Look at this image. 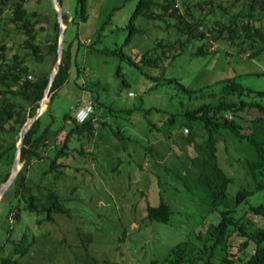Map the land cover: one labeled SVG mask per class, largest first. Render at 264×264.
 I'll use <instances>...</instances> for the list:
<instances>
[{"label":"rangeland","instance_id":"rangeland-1","mask_svg":"<svg viewBox=\"0 0 264 264\" xmlns=\"http://www.w3.org/2000/svg\"><path fill=\"white\" fill-rule=\"evenodd\" d=\"M186 1L198 14L197 7L192 5L196 0ZM137 2L86 0V17L80 19L75 14L77 0H61V9L69 15L66 23L63 22L65 27L67 25L65 44L71 41V50L77 54L71 60L68 80L55 93L40 120L42 124L53 120L57 126L64 112H74L78 105L90 101L95 107L91 121L95 132L89 139L75 132L71 135V149L63 158L64 171L54 178L66 211L55 213L54 220L44 221L41 229L34 224L36 214L24 208L21 219H13L10 208L18 200L11 186L4 191L0 197V256L10 251L13 241L25 227H29V236L35 235L36 240L29 252L17 257L18 264H150L153 259L157 260L154 264H168L164 258L169 248L178 242L186 246L185 259L173 264H221L224 256L233 257L232 264H243L254 250L253 240L245 247L240 246L246 236L234 233L227 248L217 244L214 254H209L213 238L208 225L219 220L218 209L209 211L206 203L186 190L181 174L187 163L186 154L194 153V148L178 146L166 137L167 127L163 122L170 110L180 108L181 101L189 100L187 95L178 90L176 82L160 83L147 90L154 80L140 68L87 47L109 16L97 46L122 48L126 56L136 58L152 48L156 40L176 37L174 25L167 24L173 23L174 17L150 18L137 14L133 23L139 30L125 41L130 31L127 23ZM176 3L182 11L181 0ZM25 6L28 11L35 10L32 17L44 25L39 30L44 51L42 66L44 70H52L54 54L47 51V42L53 37L51 23L57 17L52 0H25ZM8 13L7 9L0 16V40L7 45L5 54L10 56L18 50L24 54L32 72L41 63L30 61L32 59L21 46L25 35L8 19ZM214 13L220 17L218 11ZM71 17L76 18L70 21ZM197 43L199 40L190 42L171 62H165L167 77H177L186 86L197 88L237 74L244 85L264 89V73H258L264 71V52L251 58L247 51L239 52L236 45L210 38V51L199 55L194 53ZM150 72L156 74L159 70L150 69ZM123 77L129 86L120 85ZM129 91L135 94L130 96ZM261 100L264 103V97ZM128 108L131 110H126ZM70 123L67 121L66 129ZM117 128L126 137L117 138L114 133ZM220 131L226 135L220 133L217 154L223 168L233 176L227 186L232 202L238 189H253L257 183L234 158L252 157L255 151L228 130ZM19 164L21 166L22 162ZM161 199L168 201L175 211L168 222L150 220L146 216L147 206L157 205ZM260 201H264V188L254 190L242 201L236 214ZM248 215L255 223L264 222V216L253 212ZM199 232L201 237L196 238ZM204 246L208 248L203 249Z\"/></svg>","mask_w":264,"mask_h":264},{"label":"trees","instance_id":"trees-1","mask_svg":"<svg viewBox=\"0 0 264 264\" xmlns=\"http://www.w3.org/2000/svg\"><path fill=\"white\" fill-rule=\"evenodd\" d=\"M227 1L196 0L192 5L197 7L199 11L197 14L186 0H181L184 6L182 11L179 10L176 0H138L127 23L130 31L125 41L133 32L139 30L133 23V18L137 14L150 18L174 17L173 23H167L174 25L177 31L173 40L158 39L152 48L140 53L136 58L126 56L122 48L98 47L97 43L101 40L109 16L97 29L95 38L87 47L95 48L103 54L116 57L120 62L125 60L140 68L148 78L154 80L147 90L155 88L160 83L176 82L178 90L187 95L189 100L181 101L180 108L170 110L163 122L167 127L166 137L171 138L178 146L194 148V153L187 152V163L184 173L181 174L186 190L206 203L209 211L218 209L219 220L208 225L210 237L213 238L209 254H214V246L217 244L223 249L227 248L230 237L234 233H239L246 236L240 246H247L250 240L256 244L243 264H264V222L255 223L248 218V212L264 216V201L249 204L243 213L236 214V208L242 201L254 190L264 188V103L261 100V97H264V89L244 85L237 74L222 77L214 84L197 88L186 86L177 77L165 75V62H171L194 40H199L194 49V53L199 55L210 51L208 46L210 38L236 45L239 52L247 51L251 58L258 57L264 52V0ZM58 2L61 5V0ZM236 6L238 8L232 10ZM7 9L8 19L25 35L21 46L32 59L30 61L40 62L41 66L31 72L24 54L15 50L7 56L6 42L0 40V183L10 174L20 129L26 117L36 112L51 71V68L44 70L42 66L44 51L39 40V30L43 29L44 25L38 24V20L32 17V14L36 13L35 10L28 11L25 0H0V16ZM215 11L220 13V17L216 16ZM75 14L78 18L85 19L86 0H77ZM68 17L69 15L62 10L63 22L66 23ZM75 18L71 17L69 20L74 21ZM51 27L53 37L47 42V51L52 52L56 60L59 35L57 17L52 21ZM66 28L67 25L64 33ZM65 43L64 37L62 58L48 91L51 101L68 80L71 60L73 57L76 58L77 54V51L73 53L71 50V41ZM80 44L81 42L78 43L76 50ZM75 63L79 70L80 66L76 60ZM150 69H158L159 72L154 74ZM119 70L120 64L117 67V71ZM215 84H218V87L215 88ZM120 85L129 86L125 77L122 78ZM76 110L64 112L62 121L57 126H54L53 120L42 124L40 114L26 130L19 156L22 165L9 185L18 200L10 208L15 221L21 219V209L24 208L36 214L34 224L41 229L44 221L54 220L55 213L66 211L56 190L54 178L64 171L66 162L63 158L68 156L71 149V135L75 132L79 137L89 139L95 132L91 122L94 112L85 121L78 122L75 117ZM228 113L231 116H228ZM69 120L72 123L66 129ZM184 127L188 128L187 132L183 131ZM221 129L228 130L240 141H246L255 151L252 157L234 158L243 164L246 174L257 183L253 189L244 187L238 189L232 202L227 194V186L233 180V176L223 168L221 158L217 154V142L220 140V133H223ZM62 132L63 135L60 136ZM114 133L119 139L126 137L120 128L114 130ZM198 136H201L200 139ZM174 213L172 205L161 199L157 205L147 206L146 216L150 220L168 222ZM28 229L29 227H25L19 232L10 251L0 256V264H18L17 257L29 252L36 236H29ZM199 237L201 232L196 235V238ZM206 248L208 247H203ZM185 253V244L178 242L169 248L164 262L173 264L182 261L185 259ZM155 261L157 260L153 259L150 264H154ZM233 261V257L224 256L221 264H232Z\"/></svg>","mask_w":264,"mask_h":264},{"label":"water","instance_id":"water-1","mask_svg":"<svg viewBox=\"0 0 264 264\" xmlns=\"http://www.w3.org/2000/svg\"><path fill=\"white\" fill-rule=\"evenodd\" d=\"M53 7L57 13V20L59 22V35H58V47H57V58L55 60L54 66L52 70L49 73V78H48V83L46 85V88L44 90V95L42 99L40 100V104L36 109V112L34 115L26 117L25 119V124L21 127L20 132H19V138L16 143V152L13 158V163L11 166L10 174L8 175L7 179L4 180L3 182L0 183V197L4 193V191L9 187V185L12 183L14 180L19 168L21 167L19 164V156H20V149L21 145L23 142L24 134L26 130L29 128L31 123L47 108L51 101V96L50 93H48L49 88L55 78V75L58 71L59 64L62 58V53H63V45H64V29H65V24L63 23V18H62V9L61 5L59 4L58 0H52ZM44 98H46V101L44 104H42Z\"/></svg>","mask_w":264,"mask_h":264},{"label":"built area","instance_id":"built-area-1","mask_svg":"<svg viewBox=\"0 0 264 264\" xmlns=\"http://www.w3.org/2000/svg\"><path fill=\"white\" fill-rule=\"evenodd\" d=\"M29 77L31 76L30 74L28 75ZM128 94L130 96H133L135 94L134 91H129ZM95 107L94 104L90 101L88 102H84L82 105H80L78 107V109L75 112V117L77 119V121L79 122H83L85 121L87 118H89L91 116V114L94 112ZM228 116H231V114H227ZM188 128L184 127L183 131L187 132Z\"/></svg>","mask_w":264,"mask_h":264},{"label":"bare ground","instance_id":"bare-ground-1","mask_svg":"<svg viewBox=\"0 0 264 264\" xmlns=\"http://www.w3.org/2000/svg\"><path fill=\"white\" fill-rule=\"evenodd\" d=\"M45 101H46V98H44V100H43L42 104H44V103H45Z\"/></svg>","mask_w":264,"mask_h":264}]
</instances>
